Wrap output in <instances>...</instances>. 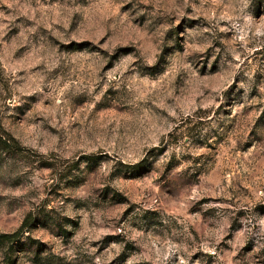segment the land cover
Returning a JSON list of instances; mask_svg holds the SVG:
<instances>
[{
    "label": "rangeland",
    "instance_id": "374dc122",
    "mask_svg": "<svg viewBox=\"0 0 264 264\" xmlns=\"http://www.w3.org/2000/svg\"><path fill=\"white\" fill-rule=\"evenodd\" d=\"M0 264H264V0H0Z\"/></svg>",
    "mask_w": 264,
    "mask_h": 264
},
{
    "label": "trees",
    "instance_id": "16d2710c",
    "mask_svg": "<svg viewBox=\"0 0 264 264\" xmlns=\"http://www.w3.org/2000/svg\"><path fill=\"white\" fill-rule=\"evenodd\" d=\"M0 141L7 144V140H3L1 137H0ZM28 222H29V219L24 223V225L19 230L13 233L0 235V244L13 246L16 243H18L19 240L21 239L23 228L28 224Z\"/></svg>",
    "mask_w": 264,
    "mask_h": 264
}]
</instances>
